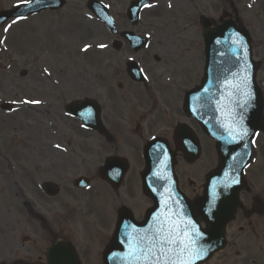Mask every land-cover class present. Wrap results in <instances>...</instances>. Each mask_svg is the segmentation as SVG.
I'll use <instances>...</instances> for the list:
<instances>
[{
    "label": "rangeland",
    "instance_id": "obj_1",
    "mask_svg": "<svg viewBox=\"0 0 264 264\" xmlns=\"http://www.w3.org/2000/svg\"><path fill=\"white\" fill-rule=\"evenodd\" d=\"M63 1L64 6L57 12L31 16L15 24L9 21L0 28V40L5 41L0 44V107L6 103L11 106L7 112L0 109V167L9 173L11 180V187L0 184V216L6 220L5 224L0 222V259L6 264L33 256L34 248L43 252L53 238L73 241L75 238L60 230V216L66 212L74 223L66 219L63 225L72 224L74 235L89 237L80 234L86 230L82 221L85 218L70 210L74 199L82 203L87 195L90 209L99 216L101 209L96 203H100L106 220L99 227L92 226L94 232L101 239L111 235L110 222L114 218L110 208H115L118 199L111 193L107 197H93L90 193L105 189L97 179L96 169L117 143L111 139L102 142L96 133L80 129L79 122L67 118L63 108L71 102L97 101L110 137L115 130L112 122L120 113L130 120L129 124L123 122L125 126L142 127L143 136L136 139L137 149L148 136L170 133L175 120L180 119L199 136L202 154L192 166L177 156L175 171L190 189L186 190L189 197L200 194L203 177L216 166L217 158L213 142L204 138L198 126L184 116L182 100L185 92L198 85L202 77L201 16L214 22L230 17L248 30L256 58L262 64L257 81L264 97V0H152L156 7L142 13L140 22L134 26L126 19V9L132 0ZM90 1L107 7L118 31L149 37L147 49L135 54L123 44L120 51L113 50L112 43L118 37L94 18L88 10ZM19 3L24 0H0V12L10 11ZM9 25L10 30L5 32ZM86 45L89 47L85 50ZM130 58L143 67L149 82L143 85L129 79L124 65ZM25 99L41 103H13ZM48 104H53V109H48ZM155 104L156 110L164 113L158 123L150 122L155 120ZM27 134L34 135L36 141L59 145L67 154L63 152L59 157L56 151L48 149L46 155L50 153V158L44 157L42 150L36 153L34 150V156H29L27 150L24 152L30 143L24 140ZM253 149L245 178L251 193L260 196L264 206V134ZM140 151L134 154L130 177L134 174L136 177L143 166L138 157ZM18 165L28 172L19 170ZM79 175L91 177L89 191L73 189L71 180ZM188 180L195 185L191 186ZM47 181L59 185L57 198H47L40 191V184ZM135 202L138 206L145 203L139 196ZM255 230L256 235H245L236 244L228 240L226 250L207 264H264V222H259ZM80 242H76L78 246Z\"/></svg>",
    "mask_w": 264,
    "mask_h": 264
},
{
    "label": "water",
    "instance_id": "obj_2",
    "mask_svg": "<svg viewBox=\"0 0 264 264\" xmlns=\"http://www.w3.org/2000/svg\"><path fill=\"white\" fill-rule=\"evenodd\" d=\"M52 4H57L56 7H60L61 2L60 0H39V2L36 0L30 5L25 6L27 7L26 9L21 8L18 12L19 15L34 14L46 8L54 9L55 6H51ZM140 6L141 2L139 1L134 5V10L138 12ZM14 16L15 13L13 12L1 13L0 23ZM202 24L206 30L205 44L207 64L202 87L187 95L184 110L191 116H195V112L198 113L196 115H199L204 110V105L197 104L195 106L197 102L196 99L198 98H201L203 103H208L209 97H212V99L216 101L217 98L215 96L235 92V95L240 101L239 105L243 103L244 99L240 90H238L235 85L240 83L239 76L243 75L241 68L244 64L243 57L245 53L248 58V41L246 36L243 32L234 27L233 24L228 22H225L222 26L214 30H209L210 22L202 20ZM233 40L242 41L243 47H237L236 44L232 43ZM217 41H219V43H217ZM248 63L251 64L249 58ZM253 72L254 67L251 64V68L249 69L250 78H252ZM230 82L233 84L229 85ZM205 88L209 90L207 93L204 92ZM250 89L252 92V100L247 107L245 109L238 107V111L230 118L232 120L229 121L223 129L213 134L218 142L216 150L219 156V167L207 178L203 200L197 201V203L193 205H188L181 200L182 203L176 204L175 207L172 206L173 203H165L162 196H176V193H174L175 189H162L161 184L153 179L151 171H158L157 163H161L159 155L162 154L164 156V153L167 151L166 147L163 144L154 145L157 150L153 154L155 148L151 145L146 151L148 168L143 175V180L146 189L150 191L151 197L154 198L157 204L156 208L151 212V217L149 216L148 221L151 219L154 221V216L159 215L160 219L157 220V222H159L157 227H159L161 223L178 222L181 219L187 218H191L197 225L200 221L206 222L207 229L204 231L205 238L200 241V244L210 246L211 250L205 259L203 261H197V264L206 261L212 253L224 248L225 227L232 219L236 210L239 192L245 189L241 174L243 168L250 160V138L254 133L261 130L263 107L260 91L256 88L253 79L250 84ZM229 100L232 102V99ZM86 112L87 109L84 108L83 117L86 116ZM233 118H235V121H241L242 118L243 127L248 130V136L243 140L230 141L228 128L232 127L235 128L236 131L240 130L239 125L234 123ZM206 128L208 129V126H206ZM166 158L168 159L167 155ZM168 162V165H166L164 169L166 173H171L172 162L169 159ZM233 180H237L238 183L232 184L231 182ZM167 190H169L168 193ZM47 191L50 194H54L51 187H47ZM213 201V215L212 217H208L206 209L213 204ZM165 205H168L167 210L165 209ZM174 212L179 215L173 216ZM170 217L171 220L169 219ZM124 222H127V220ZM181 227H183L182 224Z\"/></svg>",
    "mask_w": 264,
    "mask_h": 264
},
{
    "label": "snow or ice",
    "instance_id": "obj_3",
    "mask_svg": "<svg viewBox=\"0 0 264 264\" xmlns=\"http://www.w3.org/2000/svg\"><path fill=\"white\" fill-rule=\"evenodd\" d=\"M32 0H24V4L30 5ZM39 2V0H38ZM142 7L145 9H150L155 7L150 0H144ZM169 7H172L169 4ZM22 17H18L17 20L13 21V24L17 23ZM108 23H112L108 20ZM11 25L4 28L5 32H8ZM150 36V34H149ZM4 40H0V44H4ZM219 43V41H217ZM232 43L236 44L237 47H243V43L240 40H233ZM147 47L145 43L143 45ZM89 46H85V50ZM98 47H105L104 45H98ZM131 59V58H130ZM244 64L241 68L242 76H239L240 83L235 85V87L240 90L243 99V103L239 105L241 109H245L249 102L252 100V92L250 89V84L252 78L249 75V69L251 64L248 63L247 54L243 57ZM47 71V70H45ZM141 75H143L141 70ZM235 75V74H234ZM147 79V77H144ZM209 90L204 89L207 93ZM13 103L20 104H40L39 100H22L13 101ZM234 123L239 125L240 130L236 131L235 128L229 127V137L230 141L243 140L248 136V130L243 127L242 118L241 121H235ZM59 147V145H57ZM232 184L238 183L237 180H233ZM178 201L173 202V207L178 204ZM213 204L206 209L208 217L213 215ZM168 205H165L167 210ZM178 213H173V216H178ZM154 220H159L160 216H154ZM171 220V217L169 218ZM181 224L183 227H181ZM120 229V224L117 225ZM124 239L123 244L127 245V252L129 256V264H197V261H203L205 257L211 250L210 246H205L200 244V241L204 240L205 233L198 227V225L191 219H181L178 222H171L169 225L161 223L155 231H146L145 234L141 235L139 230L132 225H125L123 228ZM64 254L63 245L57 244L55 238H53V247L50 250V256L52 257L53 264H57V259Z\"/></svg>",
    "mask_w": 264,
    "mask_h": 264
},
{
    "label": "flooded vegetation",
    "instance_id": "obj_4",
    "mask_svg": "<svg viewBox=\"0 0 264 264\" xmlns=\"http://www.w3.org/2000/svg\"><path fill=\"white\" fill-rule=\"evenodd\" d=\"M128 122L130 121L129 119H127ZM104 136L107 137L108 134L104 133ZM129 145H126L123 149V151L121 153H123L124 155H131V150L129 149ZM130 186V182L128 183V187ZM129 190V188L127 189V191ZM127 197H130L127 194ZM256 195L252 194L250 191L248 192V194H245L241 197V200L243 201V204L245 205L246 210L243 212H240V214L236 217V220H234L232 226L229 228L228 230V234L231 236V238L229 239L233 244H236L243 236L245 235H256L257 231L255 230V227L257 226V224L259 222L263 223L264 222V215L261 214H255L252 213V209L254 207V201H255ZM262 200V199H261ZM121 202H125V201H121ZM137 208H139L138 206L135 208V205H130L129 210L132 213L133 219L138 223L140 222L142 219L141 215L143 213V211H138V216H137ZM249 208V209H248ZM146 210V209H145ZM118 214V213H117ZM128 217L130 216V214H127ZM138 218V219H136ZM235 224V229H233V226ZM243 224V226H242ZM244 224H246V228L244 227ZM249 228H252L251 231H249ZM260 236H263V231L260 232ZM63 240V239H60ZM104 242H100L99 244H103ZM79 256L81 258L82 264H97V258L93 257L90 258L89 254L90 251H88V248L86 247H80L77 248ZM24 259V258H23ZM24 261H27L29 263L32 264H39L42 262V258L40 256V252L34 248V254L31 257L26 258ZM1 264H6L4 262H2ZM13 264H18V262H15Z\"/></svg>",
    "mask_w": 264,
    "mask_h": 264
},
{
    "label": "bare ground",
    "instance_id": "obj_5",
    "mask_svg": "<svg viewBox=\"0 0 264 264\" xmlns=\"http://www.w3.org/2000/svg\"><path fill=\"white\" fill-rule=\"evenodd\" d=\"M43 74L46 76V72L45 71H43ZM21 126L22 127H26L23 123L21 124ZM34 136V135H33ZM31 134H27L25 137H24V140L25 141H28V142H30V143H28V145L27 146H25L24 148V152L26 153V151L25 150H27V152H28V155L29 156H34L33 155V151L35 150V152L34 153H36V150H42V151H45L44 149L46 148H52L51 146H49V145H44L42 142H40L39 140L38 141H36L35 140V138L33 137ZM36 143H38V145H39V147H36L35 148V146H36ZM54 148V147H53ZM54 150V149H53ZM54 151H56V153L58 154V156L59 157H62V154H63V149L62 148H59V147H57L56 146V150H54ZM33 165V164H32ZM17 168L20 170L21 169V171H25V172H28V170L27 169H25V168H21L20 167V165H18L17 166ZM10 176H9V173L8 172H5V170L2 168V167H0V184L3 186V187H11V180H10V178H9ZM13 204H17V202H14ZM0 222L2 223V224H5L6 223V220L2 217V216H0Z\"/></svg>",
    "mask_w": 264,
    "mask_h": 264
}]
</instances>
